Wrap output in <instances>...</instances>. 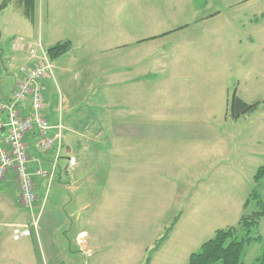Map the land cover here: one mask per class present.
Listing matches in <instances>:
<instances>
[{
    "label": "rangeland",
    "instance_id": "obj_1",
    "mask_svg": "<svg viewBox=\"0 0 264 264\" xmlns=\"http://www.w3.org/2000/svg\"><path fill=\"white\" fill-rule=\"evenodd\" d=\"M16 1L0 13V74L17 75L27 62L26 50L12 49L20 38L46 50L70 40V52L53 61L43 97L71 114V125L87 123L100 141L116 139V127L135 112L138 139L150 147L141 163L153 174L137 181L135 194L120 197L117 229L104 227L111 240L94 262L145 264L151 257V264H187L215 231L257 214L249 196L255 192L264 204V179L253 180L264 159V0H36L33 23ZM117 23L120 31L154 34L139 41L138 68L149 77L124 90L106 76L130 59L127 50H104ZM234 93L260 106L233 121L227 105ZM96 151L102 162L114 156ZM100 165L94 163V172ZM106 198L94 193L92 211ZM104 217L105 209L88 229L93 244ZM174 219L167 239L151 253ZM251 236L264 237V218ZM260 252L261 245L252 243L242 262L252 264Z\"/></svg>",
    "mask_w": 264,
    "mask_h": 264
},
{
    "label": "crops",
    "instance_id": "obj_2",
    "mask_svg": "<svg viewBox=\"0 0 264 264\" xmlns=\"http://www.w3.org/2000/svg\"><path fill=\"white\" fill-rule=\"evenodd\" d=\"M118 24L110 25V27L114 25L118 31H109L107 36L112 39L108 40L110 44L104 50L116 49L124 53L127 50L130 52V59L128 62L120 63L116 73L107 72L106 76L107 78L111 76L108 83L113 82L124 90L126 86L134 87L149 77L150 73H141L138 68L141 62L138 57L139 41L142 35L154 34L136 31L134 27L120 31ZM0 33L2 38L1 28ZM135 55L138 58H135ZM13 76L3 77L0 74L3 91L6 93L13 87ZM43 87H46L45 80ZM46 97L43 114L51 126L48 135H55L56 126L62 125L63 151L53 181L49 185L43 179L35 182L36 211L39 212L41 208L42 210L37 230L30 228L29 237L15 241L12 235L15 226L28 225L31 221L30 214L20 206L15 177L10 174L0 181V264H16L18 260L22 261V264H97L94 262L95 257L101 255L108 243L107 240H111L110 233H105L104 227L117 229L119 222L118 214L115 213H119L120 197L124 192L133 191L135 194L137 187L139 190L137 181L153 174L151 167L144 162L141 163V154L150 155L151 151H145L150 147L147 141L142 142L138 139L141 126L137 120L135 121V112L127 114L132 117L131 121L127 117L123 124L116 127V139L100 141L97 139L100 134L92 132L87 123L80 128L71 125L73 122L71 114H64L59 108L53 107L52 97L47 94ZM26 141L31 145L33 138L27 136ZM96 149H100L104 154L113 153L115 157H104L105 160L102 162L101 156H96L99 152ZM52 158L53 153L50 152L43 156L44 168L50 167ZM107 161L108 168L104 169ZM94 163H101L102 171L100 165L98 171L95 169L94 172ZM94 193L107 197L103 207L97 205L95 212L92 211ZM104 209L102 233L100 239L93 244V237L88 229L93 224L94 215H98ZM109 213L111 216L107 218ZM79 235L85 237L82 245L77 243ZM157 252L158 250L154 254ZM152 260L150 257L149 264Z\"/></svg>",
    "mask_w": 264,
    "mask_h": 264
},
{
    "label": "built area",
    "instance_id": "obj_3",
    "mask_svg": "<svg viewBox=\"0 0 264 264\" xmlns=\"http://www.w3.org/2000/svg\"><path fill=\"white\" fill-rule=\"evenodd\" d=\"M13 49L26 50L28 60L13 76L9 92L3 91L0 79V181L13 174L20 206L31 217L28 225L13 228V239L18 241L30 236V228L37 230L42 208L36 211L35 182L43 179L49 185L53 181L63 151V127L58 124L55 135H48L51 126L43 114V81L53 74L54 65L47 50L41 43L24 44L22 38ZM27 136L33 138L31 145ZM49 152L53 158L50 167L44 168L42 158ZM84 238L79 235L77 243L82 245Z\"/></svg>",
    "mask_w": 264,
    "mask_h": 264
},
{
    "label": "trees",
    "instance_id": "obj_4",
    "mask_svg": "<svg viewBox=\"0 0 264 264\" xmlns=\"http://www.w3.org/2000/svg\"><path fill=\"white\" fill-rule=\"evenodd\" d=\"M10 0H3L0 3V13L8 6ZM21 9L22 15L30 22L33 23L35 19L36 0H17L16 1ZM165 34L161 35L164 36ZM158 36V37H161ZM157 37H153L148 40H153ZM1 39V33H0ZM147 40L141 41L145 42ZM72 44L69 40L61 41L55 44L53 47L47 50L49 58L54 61L63 55L70 52ZM264 108V100L261 103ZM260 103L247 104L243 102L234 93L227 105V111L230 118L233 121H237L241 117L255 112ZM264 179V159L263 164L256 170L253 180L255 183H259ZM256 201L258 212L253 216H242L239 220L238 227H227L222 230L214 232L213 237L207 242L203 243L199 253H195L189 256L187 264H244L242 257L244 250L252 243H258L261 245V252L258 257L255 258L252 264H264V237L257 236L252 237V231L258 225V220L264 218V204L259 201V197L255 192H252L249 198ZM249 199L246 200L243 207L248 206ZM177 219H174L172 224L166 229L165 235L156 242L155 247L151 250V253L156 252L159 246L167 239L170 232L173 230ZM243 231V234L240 233ZM150 257L147 258L145 264H149Z\"/></svg>",
    "mask_w": 264,
    "mask_h": 264
}]
</instances>
